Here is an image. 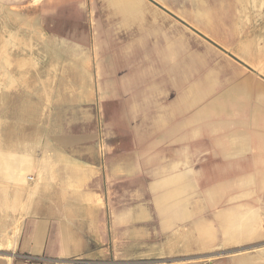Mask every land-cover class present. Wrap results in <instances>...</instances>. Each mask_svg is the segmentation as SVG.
<instances>
[{
  "label": "crops",
  "instance_id": "1",
  "mask_svg": "<svg viewBox=\"0 0 264 264\" xmlns=\"http://www.w3.org/2000/svg\"><path fill=\"white\" fill-rule=\"evenodd\" d=\"M185 1H39L46 72L0 90V264H264V76Z\"/></svg>",
  "mask_w": 264,
  "mask_h": 264
},
{
  "label": "rangeland",
  "instance_id": "2",
  "mask_svg": "<svg viewBox=\"0 0 264 264\" xmlns=\"http://www.w3.org/2000/svg\"><path fill=\"white\" fill-rule=\"evenodd\" d=\"M39 1L0 0V19H2L0 20V39L5 43L6 47H9L10 32H16L17 34H15L19 36L16 41V46L18 47H16L14 57L10 58L9 64L4 65L6 76L3 81L4 90L1 93L4 94V104L5 107L8 104V109L14 108L16 99L20 101L21 107L24 97L27 98V95H31L33 88L31 85L32 79L39 78L46 72L39 66L40 63L46 61L47 55L43 53L42 38L39 37L41 33L37 23L33 20V16L37 13L36 9ZM177 1H181L183 4L186 3L185 0ZM196 1H199L200 10L208 13V19L201 20L200 26L207 25L212 28L216 38L223 39L227 46L238 47L241 53L238 54L253 64L264 76V0ZM187 2L193 3L192 0ZM33 3L35 4L33 5ZM4 19L8 20V23ZM38 43L41 47H38ZM5 59H8V55H6ZM34 63H36V69L34 68ZM25 65L27 68L24 67L23 69ZM21 66L22 68H20ZM9 73H11V77ZM12 79L16 80L14 85L10 84ZM2 258V255H0V259Z\"/></svg>",
  "mask_w": 264,
  "mask_h": 264
},
{
  "label": "bare ground",
  "instance_id": "3",
  "mask_svg": "<svg viewBox=\"0 0 264 264\" xmlns=\"http://www.w3.org/2000/svg\"><path fill=\"white\" fill-rule=\"evenodd\" d=\"M245 2V1H244ZM243 2V3H244ZM3 18V17H2ZM2 20V19H0ZM5 20V19H4ZM6 21V20H5ZM8 21V20H7ZM6 21V22H7ZM2 23V22H1ZM8 23V22H7ZM5 23V24H7ZM3 24V23H2ZM6 27V26H3ZM8 27V26H7ZM11 30V29H10ZM8 32V31H7ZM16 33V32H15ZM15 33L10 32L9 34V42H10V46L6 47L5 43H3V41L0 39V90L3 87L4 83V77L6 76V72H4V65L5 64H9V60L10 58L14 57L15 54V50H16V41H17V36ZM4 34V33H3ZM7 34V33H6ZM5 34V35H6ZM19 34V33H18ZM1 35V34H0ZM6 37V36H5ZM7 38V37H6ZM5 38V39H6ZM29 40V39H28ZM6 42V41H5ZM22 42V41H21ZM7 43V42H6ZM30 43V41H29ZM24 44V43H23ZM27 45V44H26ZM32 45V44H31ZM23 46V45H22ZM30 46V45H29ZM8 48V50H6ZM27 48V47H26ZM21 49V48H20ZM23 49V48H22ZM27 51V50H26ZM6 55H8V59H5ZM20 56V55H19ZM16 58V57H15ZM14 60V59H13ZM12 60V61H13ZM28 62V61H27ZM12 63V62H11ZM16 63V62H14ZM18 65V64H17ZM22 65V64H21ZM6 66V65H5ZM9 66V65H8ZM13 66V65H12ZM15 66V65H14ZM16 67V66H15ZM25 66H23L24 69ZM10 68V67H9ZM19 69V67H17ZM22 68V66L20 67ZM27 68V67H26ZM12 69V68H11ZM22 71V70H19ZM18 71V72H19ZM17 72V71H15ZM10 77H11V73ZM14 74V73H13ZM15 76V75H14ZM20 76V75H19ZM9 77V76H8ZM7 77V78H8ZM18 80V79H17ZM11 82H16L15 79H12ZM244 184V183H243ZM222 186V185H221ZM254 186V185H253ZM247 188V187H246ZM237 215V214H236ZM255 217L253 215H249V217H241V218H236V219H232L230 221H227V224L224 226V229L222 230L225 234V236L227 237L228 240H232L235 239L237 237H245L247 235H252L253 233V226H254V222H255ZM253 224V226H252ZM205 235H210L212 237V231H205ZM214 236V235H213Z\"/></svg>",
  "mask_w": 264,
  "mask_h": 264
},
{
  "label": "built area",
  "instance_id": "4",
  "mask_svg": "<svg viewBox=\"0 0 264 264\" xmlns=\"http://www.w3.org/2000/svg\"><path fill=\"white\" fill-rule=\"evenodd\" d=\"M27 263V262H26Z\"/></svg>",
  "mask_w": 264,
  "mask_h": 264
}]
</instances>
